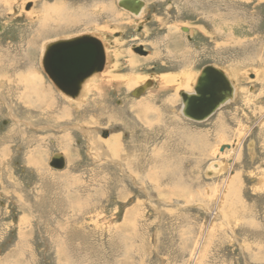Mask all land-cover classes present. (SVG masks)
<instances>
[{"label": "rangeland", "instance_id": "obj_1", "mask_svg": "<svg viewBox=\"0 0 264 264\" xmlns=\"http://www.w3.org/2000/svg\"><path fill=\"white\" fill-rule=\"evenodd\" d=\"M142 1L0 0V264H264V0ZM83 34L110 60L72 106L41 50ZM209 64L238 91L195 121L159 85Z\"/></svg>", "mask_w": 264, "mask_h": 264}, {"label": "water", "instance_id": "obj_2", "mask_svg": "<svg viewBox=\"0 0 264 264\" xmlns=\"http://www.w3.org/2000/svg\"><path fill=\"white\" fill-rule=\"evenodd\" d=\"M118 5L132 13H138L144 2L118 0ZM134 51L145 53L142 47L134 48ZM104 64L103 45L91 34L51 41L46 45L42 55L45 73L62 93L70 97L77 96L82 82L92 73L101 71ZM150 85L151 81H146L133 89L131 95L139 96ZM232 91L233 88L225 73L213 65H206L196 78L193 92H179L183 103L182 113L192 120H204L231 96ZM223 149L222 145L220 150ZM49 166L62 169L65 166L63 155L55 153L49 161Z\"/></svg>", "mask_w": 264, "mask_h": 264}, {"label": "bare ground", "instance_id": "obj_3", "mask_svg": "<svg viewBox=\"0 0 264 264\" xmlns=\"http://www.w3.org/2000/svg\"><path fill=\"white\" fill-rule=\"evenodd\" d=\"M118 1V0H117ZM144 6V5H143ZM143 8V7H142ZM142 8L140 9V11L138 12V13H134V14H136L137 16H141V10H142ZM60 12V11H59ZM145 12V11H144ZM61 13V12H60ZM55 18V17H54ZM92 35V34H91ZM95 37V36H94ZM97 38V37H96ZM98 39V38H97ZM49 43V42H48ZM48 43H45L44 44V46L42 47V50H41V55H43L42 53H43V51H44V49H45V47H46V45L48 44ZM102 43V42H101ZM104 44V43H103ZM102 44V45H103ZM218 46V45H217ZM103 49H104V52H105V64L107 63V60L109 59L108 58V54H107V52H106V50H105V44L103 45ZM217 50V49H216ZM110 60V59H109ZM132 60V59H131ZM230 60V59H229ZM1 62V61H0ZM109 63V62H108ZM105 64H104V66H105ZM116 66V65H115ZM231 67V66H230ZM1 68V67H0ZM104 68V67H103ZM103 68H102V70H103ZM257 68H259V67H257ZM201 69V68H200ZM101 70V71H102ZM230 70V69H229ZM5 71V70H4ZM232 71V70H231ZM230 71V72H231ZM97 72H100V71H97ZM186 74V73H185ZM184 73H181V74H178V75H175V76H163L162 77V81L160 82V85H159V87L160 88H162V89H167L168 87L167 86H171V84L176 88V89H180V87L181 88H183L181 91H184V92H188V93H191L192 92V90H193V87H194V82L196 81V78H194V80H193V82H192V84H191V87H190V80H191V77L190 76H188V75H185ZM232 74V73H231ZM93 75H95V72L94 73H92L90 76H88L83 82H82V84H81V88H80V91H79V93L77 94V95H79L78 96V98H72V97H70V96H67V95H65L64 93H62V95L64 96V99H66L69 103H70V105H76L77 104V102L78 101H80L81 100V98H83L84 97V95L87 93V91H88V89H89V86H90V83L91 82H89L88 81V79L90 78V77H92ZM97 75V74H96ZM198 75V74H197ZM233 75H236V72H233ZM106 76V75H105ZM112 78V77H111ZM114 78V77H113ZM129 78H131V77H129ZM22 79H26L27 80V82H30L29 84H32V85H34L35 83V81H36V83L38 82V80H39V77L37 76V74H35V72H30V73H28L27 74V77L25 76V77H22ZM106 79V78H105ZM109 79V78H108ZM132 79V78H131ZM130 79V80H131ZM111 80V79H110ZM129 80V79H128ZM146 80V79H145ZM153 80V79H152ZM232 80V79H231ZM99 81V80H98ZM133 81V80H132ZM242 81V80H241ZM107 82V81H106ZM118 82H119V79H118ZM134 82H135V79H134ZM132 83V82H131ZM231 83V82H230ZM233 84H234V81L232 82ZM106 84V83H105ZM142 84V83H141ZM109 85V84H108ZM133 85V84H132ZM25 86V85H24ZM116 86V85H115ZM231 86H232V88H233V91H232V94H231V96L224 102V103H221L218 107H217V109L221 106V105H223V104H225L229 99H233L234 98V96H235V93H236V91H238V90H236V88H234V86L231 84ZM38 86H37V84L35 85V86H32V88L31 87H29L30 88V90H31V94L30 95H32L33 96V100L35 101V102H38V105L39 106H41V99L39 98V96H38V93H37V91H38V89L39 88H37ZM98 87H99V85H98ZM104 87V86H103ZM25 88V87H24ZM100 88V87H99ZM247 88V87H246ZM97 90V89H96ZM103 90V89H102ZM187 90V91H186ZM133 91V90H132ZM145 91H147V90H144L143 92H145ZM243 91V90H242ZM142 92V93H143ZM180 92V91H179ZM10 93V92H9ZM26 93H28V92H26ZM141 93V94H142ZM243 93V92H242ZM244 93H245V90H244ZM23 94V93H22ZM140 94V95H141ZM149 94V93H148ZM241 94V93H240ZM248 94V93H247ZM25 95V94H24ZM29 95V94H28ZM29 95V96H30ZM238 95V94H237ZM264 95V94H263ZM43 96H45V94L43 95ZM146 96V95H145ZM154 96V95H153ZM246 96H248V95H246ZM22 97V96H21ZM27 97V96H26ZM41 97V96H40ZM237 97V96H236ZM27 98H29V97H27ZM169 98V97H168ZM167 98V99H168ZM171 98V97H170ZM143 99V98H142ZM165 99V98H164ZM235 99V98H234ZM244 99V98H243ZM30 100H32V99H30ZM153 100V99H152ZM159 100H160V98H159ZM33 101V103H35ZM81 101H83V100H81ZM147 101V100H146ZM27 102V101H26ZM31 102V101H30ZM49 102V101H48ZM33 103H28L29 105L28 106H30L31 104H33ZM138 104L140 103V106H141V108L143 109V105H145V104H141V102H137ZM171 102L169 101V100H167L166 101V103H163L162 104V107L163 108H168L169 106H172L171 104H170ZM173 103V102H172ZM151 104V103H150ZM37 105V106H38ZM149 105V104H148ZM27 106V107H28ZM71 106V107H72ZM42 107V106H41ZM45 107V109H42L43 111L42 112H44V110L47 112L50 108V106H49V104L48 105H46V106H44ZM161 107V108H162ZM183 107V106H182ZM65 108V107H64ZM77 108V107H76ZM150 108V107H149ZM66 109V108H65ZM151 109H152V105H151ZM154 109V108H153ZM216 109V110H217ZM156 110V109H155ZM215 110V111H216ZM182 111V110H181ZM214 111V112H215ZM53 112H56V114H54L53 116L51 115V114H49V118H48V120L50 119L51 120V118H55V117H57V114H61V115H63V113H65V114H68V110H66V112L64 111V109H62V108H58V109H54V111ZM140 112V111H139ZM213 112V113H214ZM171 113V112H170ZM212 113V114H213ZM43 114V113H42ZM48 114V113H47ZM144 114V113H143ZM146 114V113H145ZM148 114V113H147ZM177 114V113H176ZM211 115V114H210ZM209 115V116H210ZM208 116V117H209ZM139 117V116H138ZM184 117H186V116H184ZM60 118H61V116H60ZM140 118H141V116H140ZM188 118V117H187ZM113 119V118H112ZM190 119V118H189ZM207 119V118H206ZM187 120V119H186ZM176 121V122H175ZM196 121V120H195ZM158 122V121H157ZM172 122H175L174 124L176 125V123H177V120L174 118V119H172ZM216 122V121H215ZM174 129V128H173ZM178 129V128H177ZM185 132H186V130H185ZM14 133V132H13ZM85 133V132H84ZM88 133V132H87ZM111 138V137H110ZM185 138H187V137H185ZM189 139V138H188ZM111 140V139H110ZM109 139H108V141H110ZM90 142V141H89ZM95 142V141H94ZM111 142V141H110ZM96 143V142H95ZM193 143V142H192ZM109 144V143H108ZM121 144V143H120ZM112 145V144H111ZM227 145V144H226ZM226 145H224L223 144V146L225 147ZM222 146V145H221ZM172 147V146H171ZM229 147H231V145H228V147L227 148H229ZM114 148V147H113ZM167 148V147H166ZM220 149V148H219ZM98 150V149H97ZM111 151H112V154L114 153V152H116V150L114 151L113 149H111ZM114 151V152H113ZM221 151V150H220ZM222 152V151H221ZM30 153V152H29ZM32 153V152H31ZM118 153V152H117ZM152 153V152H151ZM159 155V154H158ZM167 155V154H166ZM117 156V155H116ZM149 156V155H148ZM162 156V155H161ZM35 157H38L39 158V155L38 156H32V154H31V157H27V160L28 161H36V159H35ZM111 157V156H110ZM113 157V156H112ZM118 157V156H117ZM107 158V157H106ZM116 158V157H115ZM139 158V157H138ZM117 159V158H116ZM123 159V158H122ZM152 159V158H151ZM160 159V158H159ZM66 160V159H65ZM119 160V159H118ZM145 160V159H144ZM158 160V159H157ZM171 160V159H170ZM224 163V162H223ZM226 163V162H225ZM227 164V163H226ZM127 165V164H126ZM217 168V167H216ZM152 169H153V167H152ZM148 170V169H147ZM216 172V171H215ZM145 173V172H144ZM215 174V173H214ZM169 176V175H168ZM158 187V186H157ZM169 189V188H168Z\"/></svg>", "mask_w": 264, "mask_h": 264}]
</instances>
